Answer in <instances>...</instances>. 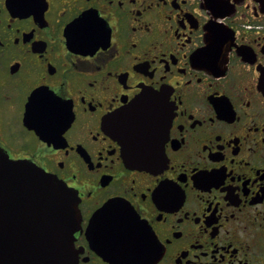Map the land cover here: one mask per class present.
I'll return each instance as SVG.
<instances>
[{
    "label": "flooded vegetation",
    "instance_id": "1",
    "mask_svg": "<svg viewBox=\"0 0 264 264\" xmlns=\"http://www.w3.org/2000/svg\"><path fill=\"white\" fill-rule=\"evenodd\" d=\"M142 97L153 170L108 127ZM0 150L75 193L76 264L111 201L144 264H264V0H0Z\"/></svg>",
    "mask_w": 264,
    "mask_h": 264
},
{
    "label": "water",
    "instance_id": "2",
    "mask_svg": "<svg viewBox=\"0 0 264 264\" xmlns=\"http://www.w3.org/2000/svg\"><path fill=\"white\" fill-rule=\"evenodd\" d=\"M148 97L122 108L108 127L121 142L127 165L153 170L161 142L151 139ZM76 195L54 175L30 161H13L0 150V264H76L72 247L78 228ZM126 205L111 201L97 209L86 230L102 257L119 264H144L137 244L119 217L131 220Z\"/></svg>",
    "mask_w": 264,
    "mask_h": 264
}]
</instances>
